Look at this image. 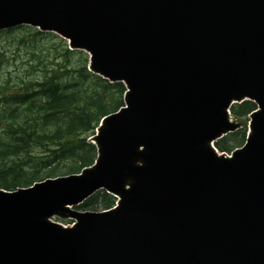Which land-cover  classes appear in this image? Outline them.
<instances>
[{
	"label": "water",
	"instance_id": "1",
	"mask_svg": "<svg viewBox=\"0 0 264 264\" xmlns=\"http://www.w3.org/2000/svg\"><path fill=\"white\" fill-rule=\"evenodd\" d=\"M21 26L127 91L95 166L0 189V264H264V0H0V31ZM246 101V143L220 154ZM101 190L116 209L74 210Z\"/></svg>",
	"mask_w": 264,
	"mask_h": 264
},
{
	"label": "trees",
	"instance_id": "2",
	"mask_svg": "<svg viewBox=\"0 0 264 264\" xmlns=\"http://www.w3.org/2000/svg\"><path fill=\"white\" fill-rule=\"evenodd\" d=\"M20 44L29 50L22 73L0 70V188L16 191L46 179L81 173L95 164L97 147L90 138L103 118L124 106L126 87L89 71L90 57L70 50L67 41L30 27ZM51 39V41L48 40ZM257 109L246 101L231 108L242 126L215 145L232 153L246 142L249 116ZM117 199L100 191L78 210L103 212Z\"/></svg>",
	"mask_w": 264,
	"mask_h": 264
},
{
	"label": "rangeland",
	"instance_id": "3",
	"mask_svg": "<svg viewBox=\"0 0 264 264\" xmlns=\"http://www.w3.org/2000/svg\"><path fill=\"white\" fill-rule=\"evenodd\" d=\"M26 35L28 34H25L24 31H18L12 35L0 37V70L2 73L8 71L22 73L25 70L26 63L29 60V50L20 44V39ZM48 40L53 43V40L49 38ZM74 210L78 209L74 208ZM53 221L66 227L72 226L74 222L71 219H54Z\"/></svg>",
	"mask_w": 264,
	"mask_h": 264
}]
</instances>
